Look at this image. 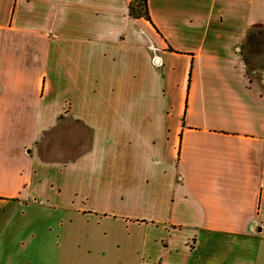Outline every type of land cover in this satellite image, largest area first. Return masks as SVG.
I'll return each instance as SVG.
<instances>
[{"label": "crops", "instance_id": "0c3cea01", "mask_svg": "<svg viewBox=\"0 0 264 264\" xmlns=\"http://www.w3.org/2000/svg\"><path fill=\"white\" fill-rule=\"evenodd\" d=\"M0 264H264V0H0Z\"/></svg>", "mask_w": 264, "mask_h": 264}, {"label": "trees", "instance_id": "16d2710c", "mask_svg": "<svg viewBox=\"0 0 264 264\" xmlns=\"http://www.w3.org/2000/svg\"><path fill=\"white\" fill-rule=\"evenodd\" d=\"M138 8H140V10L137 11L138 14L139 15H143L146 18L149 19V16H148V13H147L148 11H147V8H146V2L145 1H141V3L139 4ZM134 13H135V9L134 8L133 9L131 8V14L136 15Z\"/></svg>", "mask_w": 264, "mask_h": 264}, {"label": "built area", "instance_id": "2783aa9c", "mask_svg": "<svg viewBox=\"0 0 264 264\" xmlns=\"http://www.w3.org/2000/svg\"><path fill=\"white\" fill-rule=\"evenodd\" d=\"M154 63H155V65H157V66H161V65H162L160 59H158V58H154Z\"/></svg>", "mask_w": 264, "mask_h": 264}, {"label": "rangeland", "instance_id": "374dc122", "mask_svg": "<svg viewBox=\"0 0 264 264\" xmlns=\"http://www.w3.org/2000/svg\"><path fill=\"white\" fill-rule=\"evenodd\" d=\"M15 108H18V110H19V109L22 110V109H24L25 107H13V110H14Z\"/></svg>", "mask_w": 264, "mask_h": 264}]
</instances>
